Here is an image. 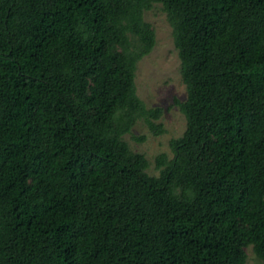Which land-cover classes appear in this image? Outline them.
<instances>
[{"label": "trees", "instance_id": "obj_1", "mask_svg": "<svg viewBox=\"0 0 264 264\" xmlns=\"http://www.w3.org/2000/svg\"><path fill=\"white\" fill-rule=\"evenodd\" d=\"M171 26L186 98L173 153L123 139ZM136 140L144 136L133 137ZM264 262V0H0V264Z\"/></svg>", "mask_w": 264, "mask_h": 264}, {"label": "rangeland", "instance_id": "obj_2", "mask_svg": "<svg viewBox=\"0 0 264 264\" xmlns=\"http://www.w3.org/2000/svg\"><path fill=\"white\" fill-rule=\"evenodd\" d=\"M143 17L153 28L155 44L150 53L136 65V94L147 108L163 109L160 117L155 120V123L161 124L163 131L153 134L142 121H137L123 139L131 150L145 156L148 161L147 173L157 176L159 169L156 166V157L163 153L171 158L173 153L169 141L181 136L185 130V117L174 104V99L185 100L187 91L180 75V62L173 43L171 26L161 5L154 4L151 9L144 11ZM134 136H144V139L136 140ZM245 252V264H264L254 255L250 246L246 247Z\"/></svg>", "mask_w": 264, "mask_h": 264}]
</instances>
